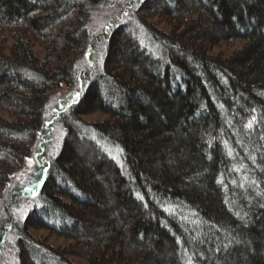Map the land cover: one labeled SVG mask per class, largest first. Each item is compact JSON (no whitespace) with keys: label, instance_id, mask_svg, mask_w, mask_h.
Returning a JSON list of instances; mask_svg holds the SVG:
<instances>
[{"label":"trees","instance_id":"16d2710c","mask_svg":"<svg viewBox=\"0 0 264 264\" xmlns=\"http://www.w3.org/2000/svg\"><path fill=\"white\" fill-rule=\"evenodd\" d=\"M117 3L130 16L78 70ZM222 42L241 46L209 53ZM63 83L82 91L19 220L4 191ZM0 110V264L9 232L13 264H264V0H0Z\"/></svg>","mask_w":264,"mask_h":264},{"label":"rangeland","instance_id":"374dc122","mask_svg":"<svg viewBox=\"0 0 264 264\" xmlns=\"http://www.w3.org/2000/svg\"><path fill=\"white\" fill-rule=\"evenodd\" d=\"M132 9L131 6L125 7V5H119V3H117L107 11L91 15L89 31L92 36V41L85 54L78 59V70H88L94 65V63L96 64V62L100 61L103 48V29H106V26L110 22L127 19L131 14ZM150 21L164 31L169 30V26L157 18L151 19ZM7 44H9V40H7ZM240 46L241 43L239 42H222L209 47V53L230 55L234 50L240 48ZM33 49L40 57L43 56V51L37 43H35ZM80 89L81 88L79 87L71 91L63 83L50 94V99L44 112V131L39 133L38 138L33 145L31 155L27 157L21 166L10 175L3 199L10 201L11 212L16 219L22 220L26 211L33 205V203L37 202L34 199L37 197L45 177L46 169L43 168V161H45L47 157L56 153L63 136V128L57 121V115L78 100L82 91ZM0 117L10 120V117L1 110ZM104 117L105 115L101 113H94L84 116L83 119L89 122H94L101 120ZM30 233L34 238L45 241L53 247H62L72 242L65 237L57 236L44 229H30ZM14 238L15 236L9 232L7 237L9 243L5 246L3 252L5 257L4 264H13L12 245L15 240ZM69 258L75 264H87L86 260L83 258L76 256H70Z\"/></svg>","mask_w":264,"mask_h":264}]
</instances>
